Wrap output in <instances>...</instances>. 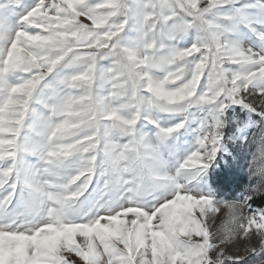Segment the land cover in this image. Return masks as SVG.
<instances>
[{
	"label": "snow or ice",
	"instance_id": "obj_1",
	"mask_svg": "<svg viewBox=\"0 0 264 264\" xmlns=\"http://www.w3.org/2000/svg\"><path fill=\"white\" fill-rule=\"evenodd\" d=\"M260 197L264 0H0V264H264Z\"/></svg>",
	"mask_w": 264,
	"mask_h": 264
},
{
	"label": "rangeland",
	"instance_id": "obj_2",
	"mask_svg": "<svg viewBox=\"0 0 264 264\" xmlns=\"http://www.w3.org/2000/svg\"><path fill=\"white\" fill-rule=\"evenodd\" d=\"M246 169L236 168L234 171L228 169L224 160L216 165L214 170L209 174V183L217 190L219 196L232 197L247 184Z\"/></svg>",
	"mask_w": 264,
	"mask_h": 264
},
{
	"label": "trees",
	"instance_id": "obj_3",
	"mask_svg": "<svg viewBox=\"0 0 264 264\" xmlns=\"http://www.w3.org/2000/svg\"><path fill=\"white\" fill-rule=\"evenodd\" d=\"M258 204H264V197L258 198Z\"/></svg>",
	"mask_w": 264,
	"mask_h": 264
}]
</instances>
